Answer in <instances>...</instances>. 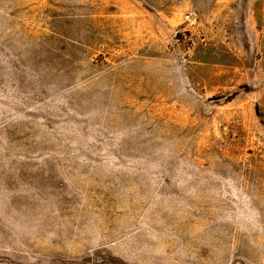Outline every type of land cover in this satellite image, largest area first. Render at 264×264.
I'll return each mask as SVG.
<instances>
[{
	"label": "rangeland",
	"instance_id": "rangeland-1",
	"mask_svg": "<svg viewBox=\"0 0 264 264\" xmlns=\"http://www.w3.org/2000/svg\"><path fill=\"white\" fill-rule=\"evenodd\" d=\"M0 264H264V0H0Z\"/></svg>",
	"mask_w": 264,
	"mask_h": 264
}]
</instances>
